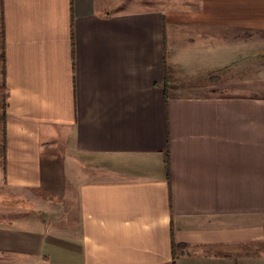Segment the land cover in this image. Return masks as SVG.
Returning a JSON list of instances; mask_svg holds the SVG:
<instances>
[{
	"label": "crops",
	"instance_id": "1",
	"mask_svg": "<svg viewBox=\"0 0 264 264\" xmlns=\"http://www.w3.org/2000/svg\"><path fill=\"white\" fill-rule=\"evenodd\" d=\"M151 2L0 0V255L264 264V80L200 79L264 0Z\"/></svg>",
	"mask_w": 264,
	"mask_h": 264
},
{
	"label": "rangeland",
	"instance_id": "2",
	"mask_svg": "<svg viewBox=\"0 0 264 264\" xmlns=\"http://www.w3.org/2000/svg\"><path fill=\"white\" fill-rule=\"evenodd\" d=\"M150 5L151 7H154V5H157L156 0H152ZM166 31L168 33H175V34L177 33L176 28H172V27H170L169 30H166ZM197 32H202V31L197 30V29H192L189 31V33H197ZM244 35L245 34L243 33L242 34L237 33V36H241L243 38L245 37ZM247 36L250 37L251 41H247L246 45L242 46L241 48H238L236 46L232 48L231 52L239 51L238 53H233L231 57L230 56L228 57L226 62H224L223 59H218V63H215L210 68V70L214 72H210V73L201 72L200 79L202 81L212 80L214 82L221 81L226 84L230 83L231 85L232 84L238 85L239 86L238 89L232 88V90L239 91V94L242 93L241 92L243 89L242 87L246 85L247 81H251L255 79L253 78V75L256 74L257 70L259 73L258 75L259 80H261L262 78L264 80V36L263 37L259 35L250 36V34H247ZM173 45H175V41L174 40L169 41L168 48L170 49ZM253 53H254V56H253ZM233 66L235 67L231 71L230 67H233ZM172 80H173V72H172V77H171V83L173 82ZM259 87L264 88V83L263 84L261 83ZM232 90L227 89L226 92L232 91ZM65 136L62 133L58 132L57 138L61 139V141L57 143L56 151H60L63 149V146L65 144V140L63 139V137ZM59 187L60 185H58V188ZM55 198L56 197H53V196L50 197L53 204L57 203L59 205L60 202L56 200ZM0 264H21V263H18L12 257L0 255Z\"/></svg>",
	"mask_w": 264,
	"mask_h": 264
},
{
	"label": "trees",
	"instance_id": "3",
	"mask_svg": "<svg viewBox=\"0 0 264 264\" xmlns=\"http://www.w3.org/2000/svg\"><path fill=\"white\" fill-rule=\"evenodd\" d=\"M164 78L162 79V88H163V94L165 95V97L167 98V95H166V91H167V88H168V85L169 83H171V77H172V71L170 68L168 67H164ZM5 104V97H2V106H4ZM3 108V107H2ZM167 173V171H166Z\"/></svg>",
	"mask_w": 264,
	"mask_h": 264
}]
</instances>
